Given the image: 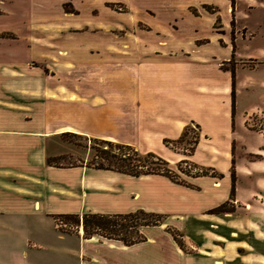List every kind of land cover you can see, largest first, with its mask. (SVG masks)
I'll return each instance as SVG.
<instances>
[{"label":"crops","instance_id":"obj_1","mask_svg":"<svg viewBox=\"0 0 264 264\" xmlns=\"http://www.w3.org/2000/svg\"><path fill=\"white\" fill-rule=\"evenodd\" d=\"M213 22H206L210 33L200 44L201 39L168 44L166 29L148 24V30L111 34L108 51L127 60L110 59L106 52L83 65L64 58L62 48L51 51L56 48L51 35L68 23L38 22L34 26L49 36L30 37L25 19L17 22L28 39L51 49L39 50L37 58L52 55L58 65L29 66L16 54L0 62V264H264L262 253H251L248 243L238 240V230L251 225L233 219L241 211L263 212L264 194L235 180L234 210L208 212L230 200L231 169L245 177L258 163L236 158V151L264 152V131L249 123L264 99L239 112L232 91L236 95L248 83L236 77L232 85L231 72L222 69L231 45L228 35L220 44ZM140 30L155 32L156 40L143 39ZM190 121L199 125V139L189 158L220 175L188 176L181 184L160 174L132 176L83 163L46 162L51 140L69 131L131 144L175 166L184 155L163 139L179 137ZM137 209L165 218L142 226L146 239L130 245L84 237L81 226L62 231L55 219L63 213ZM168 226L182 234L183 247Z\"/></svg>","mask_w":264,"mask_h":264},{"label":"rangeland","instance_id":"obj_2","mask_svg":"<svg viewBox=\"0 0 264 264\" xmlns=\"http://www.w3.org/2000/svg\"><path fill=\"white\" fill-rule=\"evenodd\" d=\"M22 19H25L31 27L28 31L31 34L30 37L32 35L49 36L44 30L34 26L38 22L56 21L68 23L69 26L59 29L54 36L51 35L50 39L56 47L51 50L42 47L31 38V41L28 39L29 33L22 30L23 25L17 24ZM134 21H141L143 24L141 22L135 24ZM207 21H214L211 28L212 31L221 34V45H224L223 35H228L231 45L228 53L231 54L227 59L222 60L221 67L231 72L232 85H235L236 77L248 83L240 87L236 95L232 94V98L237 101L239 112L253 104L262 103L264 99V0H0V62L8 60L9 55L16 54L19 60L23 62L27 60L29 66L50 65L52 67L58 65V59L56 60L52 55L42 59L37 56L39 50H51L57 54V47L65 50L64 53H60L64 58L79 65L95 58L105 57L106 52L110 59L121 58L126 61L127 56L108 51L107 42L112 40L111 34H131L137 27L148 30V27L144 25L148 24L151 27L166 29L167 31L164 32L168 36V44L176 40L179 43H186L208 36L210 30L207 27ZM74 25L77 26L74 27ZM139 33L143 39L156 40L155 32L146 33L140 30ZM204 41L206 40L201 39L197 41V44ZM117 44L120 42L118 41ZM132 48L133 43H130V51ZM249 123L264 131V107L252 116ZM196 135V127L189 125L182 141L165 143L163 139V143L169 149L183 154L182 159H187L191 163L189 156L194 153L197 143L192 153L188 155L187 152ZM252 139L255 142L256 136H252ZM91 145L92 141L88 136L58 135L51 140L48 157H51L55 164L63 166L81 162L86 164L93 158L94 152L90 148ZM262 146L264 150V145ZM235 156L244 158L247 162L252 160L258 162L254 163L253 169L247 176L238 174L235 180L241 184H249L253 186L254 191L264 194V189L260 186V183H264V166L260 168L262 164L264 165V152L242 155L236 151ZM172 167L177 168L176 165ZM182 167L194 173L200 171L198 167L208 166L197 164L194 168L182 163ZM232 171L234 169H231ZM216 173L217 176L220 174L217 171ZM188 176L190 175L180 173L181 179L186 180ZM226 207L234 209L231 203ZM233 219L237 220L238 224L251 225V227L246 226V229L238 230V240L247 242L251 247V253H262L264 256V211L261 213L237 212ZM62 228L63 231L77 229L70 221H67V225H63Z\"/></svg>","mask_w":264,"mask_h":264},{"label":"trees","instance_id":"obj_3","mask_svg":"<svg viewBox=\"0 0 264 264\" xmlns=\"http://www.w3.org/2000/svg\"><path fill=\"white\" fill-rule=\"evenodd\" d=\"M234 92L232 91V94ZM194 125L197 129V135L194 137L192 146L187 154L189 155L195 148L199 138V125L194 121H190L184 127L182 135L176 139H164L165 143L173 141H182L186 135L188 126ZM62 136H75L82 137L86 135L78 134L75 132H62ZM92 141L90 148L93 150V158L90 162L86 163L87 166L110 169L122 173H126L132 176H139L142 174H160L168 177L176 183L186 184L184 179L180 178V173H184L190 176L197 175H215L216 171L211 167H198L200 171L194 173L190 170L182 167V163L188 164L190 167H197V164L189 163V160L182 159L176 164V169L170 165V163L159 154L148 151L140 152L136 147L131 144L114 141L111 139L89 137ZM46 162L48 164L58 165L53 162L51 157H47ZM82 164V162L80 163ZM75 165V164H70ZM68 166V165H64ZM201 172V173H199ZM232 174V188L230 200L222 203L221 205L210 209L208 212L221 213L232 212L233 208L226 207L231 202L234 195V183L235 175ZM220 175V174H218ZM165 215L157 212L145 211L143 209H137L135 211L126 213H101V212H85L79 213H63L55 216L56 222L59 228L63 231V225H67V221L73 223L76 227L81 226L84 237H91L93 235H100L105 238L116 239L122 241L124 244L130 245L136 242L144 241L145 235L141 231L142 226L159 225L163 222ZM167 230L173 235L175 241L183 247L182 234L172 226H168Z\"/></svg>","mask_w":264,"mask_h":264}]
</instances>
